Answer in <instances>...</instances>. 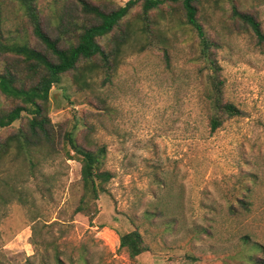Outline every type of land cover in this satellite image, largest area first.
Wrapping results in <instances>:
<instances>
[{
  "label": "rangeland",
  "instance_id": "374dc122",
  "mask_svg": "<svg viewBox=\"0 0 264 264\" xmlns=\"http://www.w3.org/2000/svg\"><path fill=\"white\" fill-rule=\"evenodd\" d=\"M89 1L111 11L128 0ZM214 1L200 0L205 29L211 37L218 33L224 101L240 115L209 132L198 39L180 24V14L159 25L168 64L134 32L110 81L94 72L91 85L78 91L62 77L49 93L50 121L76 137L88 134L93 149L103 147L102 170L111 178L89 219L75 213L83 193L77 160L59 153L28 178L6 157L2 167L17 178L25 202H12L0 221L2 251L11 263L56 264L59 257L63 264H264V49L249 32L222 29L230 2ZM65 2L37 4L48 18ZM233 3L255 14L264 32V0ZM134 229L149 251L131 260L119 251V235Z\"/></svg>",
  "mask_w": 264,
  "mask_h": 264
},
{
  "label": "trees",
  "instance_id": "16d2710c",
  "mask_svg": "<svg viewBox=\"0 0 264 264\" xmlns=\"http://www.w3.org/2000/svg\"><path fill=\"white\" fill-rule=\"evenodd\" d=\"M37 1L0 0V132L12 129L0 139V221L12 202L25 203L17 178L1 162L10 156L13 165L23 169L28 178H34L41 164L59 153L80 163L83 193L75 213L93 218L99 193L105 191L104 185L111 178L109 171L102 170L104 148L93 149L88 134L76 137L74 131L52 125L48 116L50 90L62 77H68L78 91H83L91 85L88 77L94 72L103 76V82L110 81L119 67L122 49L134 32L142 37L145 47H157L168 64L169 45L159 26L168 15L180 14V24L198 39L196 61L199 72L205 73L209 132L240 115L234 104L224 101L215 54L220 38L215 31L211 37L205 29L208 20L200 0H128L111 11L89 0H66L48 18L42 16ZM229 2L230 10L226 18L222 17L221 28L249 32L254 46L264 49L260 20L255 14L240 10L233 0ZM134 7L139 12L133 13ZM8 16L18 17L20 24L12 25ZM6 24L11 28H6ZM16 123L18 126L14 127ZM85 128L87 133L91 131L90 126ZM236 201L247 210L245 200ZM230 206V211H234L233 204ZM119 251L133 260L149 248L134 229L119 235ZM55 262L63 264L59 257ZM0 264H14L2 251L1 243Z\"/></svg>",
  "mask_w": 264,
  "mask_h": 264
}]
</instances>
